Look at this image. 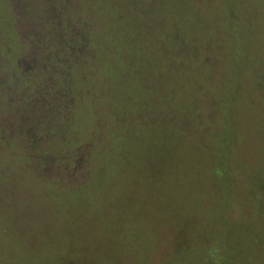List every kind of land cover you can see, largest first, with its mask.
I'll return each mask as SVG.
<instances>
[{"label":"rangeland","instance_id":"374dc122","mask_svg":"<svg viewBox=\"0 0 264 264\" xmlns=\"http://www.w3.org/2000/svg\"><path fill=\"white\" fill-rule=\"evenodd\" d=\"M10 4L0 264H264V0Z\"/></svg>","mask_w":264,"mask_h":264},{"label":"trees","instance_id":"16d2710c","mask_svg":"<svg viewBox=\"0 0 264 264\" xmlns=\"http://www.w3.org/2000/svg\"><path fill=\"white\" fill-rule=\"evenodd\" d=\"M2 1L5 6L6 18L4 20V25L0 26V39L4 41V37L7 34L8 29L13 30L18 39H16L17 44L15 45V47L11 46L8 42H6V44L5 42L2 43L3 45L1 44L2 46L0 47V54L3 55L5 53L4 50H6L7 55L10 56V66H13L14 63L18 64L19 61L18 55L22 52V48L25 45H27L28 39H23L24 35L26 37L27 34H25L24 32H20V30L16 28L15 18H14L15 11H13L14 5L10 6L11 5L10 3H12L13 0H2ZM66 47L68 46L66 45ZM15 50L17 51V54L16 56L12 57L13 54L15 55ZM71 57L74 58L72 53H71Z\"/></svg>","mask_w":264,"mask_h":264},{"label":"flooded vegetation","instance_id":"af4514ba","mask_svg":"<svg viewBox=\"0 0 264 264\" xmlns=\"http://www.w3.org/2000/svg\"><path fill=\"white\" fill-rule=\"evenodd\" d=\"M118 38H119V39H123L122 37H118ZM31 62H32V58H31V60L29 61V63L32 64ZM30 70H32V68H30Z\"/></svg>","mask_w":264,"mask_h":264}]
</instances>
